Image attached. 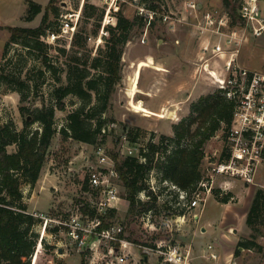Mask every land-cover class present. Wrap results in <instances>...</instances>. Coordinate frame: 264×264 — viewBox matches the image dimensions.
Returning <instances> with one entry per match:
<instances>
[{
	"label": "rangeland",
	"instance_id": "obj_1",
	"mask_svg": "<svg viewBox=\"0 0 264 264\" xmlns=\"http://www.w3.org/2000/svg\"><path fill=\"white\" fill-rule=\"evenodd\" d=\"M36 1L42 3L43 9L27 19L29 0H0V23L39 25L49 0ZM145 1L156 3L161 9H169L176 15L185 8V0ZM86 3H94L96 7L85 6ZM198 3L202 14L206 11L225 13L234 23H243L239 16L242 0H198ZM261 3L264 13V0ZM55 4L58 11L51 12L43 39L48 43L45 50L57 66L56 71L46 67L39 50H29V46L22 42H10L5 51L11 32L6 26L0 29V126L12 121L18 129H22L25 118H31L34 108L44 103L56 105L54 90L65 81V68L69 64L75 74L83 69L95 71L90 66L91 57L105 42L106 25L116 21L119 8L122 7L123 12L134 20L122 56L123 76L115 86L110 107L103 114L116 120L108 122L105 136L99 134L94 143L67 137L60 127L66 121L69 109L81 103V97L75 93L66 95V109L56 107L57 132L48 148L41 174L34 184L24 182L22 185L31 212L39 209L54 216L69 217L81 210V203L92 205L99 199V189L89 182V175L94 172L90 164L99 163L98 144L112 157L115 153L139 154L149 140L159 141L163 134L173 135V123L189 116L193 102L204 94L216 91L219 86L208 70L198 67L201 39L194 23L182 22L176 29H171L158 17L147 29L134 0H118L119 8L115 10L112 7L109 14V3L105 0H56ZM78 8H81V13L74 33L49 39V30L59 27L61 18ZM102 8L104 12L100 19ZM247 32L248 38L241 46L239 58L251 68L264 70V32L259 35H254L250 29ZM76 33V39L82 45L73 44ZM205 34L207 32L202 35ZM59 75L63 76L61 80ZM21 104L26 105L25 113L20 110ZM37 126L39 123L33 122L29 128ZM131 135L136 138L132 140ZM7 147L12 151L17 144L11 143ZM225 147L229 149L222 129L205 142L203 180L207 185L195 206L189 204L192 195L182 196L181 188L173 186L169 180L163 183L159 172L152 169L148 182L157 197L153 199L151 208L144 209L140 201L151 198L148 190L138 192L139 201L132 211L123 180L119 176L114 178L120 197L108 219L114 223L121 222L124 225L123 235L131 242V250L123 261L117 258L121 250L108 253L106 244L96 249L79 248L68 236L67 228L56 229L46 219L39 218L34 226L39 235L33 264H165L164 254L150 247H157L160 241L163 247L192 242L189 236L192 225L200 233V241L206 244L214 242L217 250L215 256L210 254L209 257L197 246L195 262L264 264V219L258 220L255 229L246 222L247 208L256 188L264 187V159L257 165L252 180L219 172L215 167ZM214 189L219 190L220 195L231 191L233 196L227 202L221 201L215 196ZM251 239L256 241L252 246L240 243L241 240ZM184 252L189 255L190 249ZM190 258L189 255L186 262Z\"/></svg>",
	"mask_w": 264,
	"mask_h": 264
},
{
	"label": "trees",
	"instance_id": "obj_2",
	"mask_svg": "<svg viewBox=\"0 0 264 264\" xmlns=\"http://www.w3.org/2000/svg\"><path fill=\"white\" fill-rule=\"evenodd\" d=\"M140 1L145 2L147 6H157L156 3L148 4L145 0ZM55 2L56 0H49L39 25L0 23V29L6 26L11 32L5 51L8 50L10 42H22L29 46V50H39V56L46 67L56 71L57 66L45 50L48 43L43 39L51 12L58 11ZM88 5L96 7L94 3H86L85 6ZM42 9L41 2L29 0L26 18H33ZM103 12L102 8L100 19ZM116 13V21L106 25L105 42L98 53L91 57L90 66L94 67L95 71L83 69L75 74L69 64L65 68V81L54 90L56 105L44 103L34 108L31 118H25L22 129H18L12 121H6L0 126V264H33L34 262L33 254L39 235L34 226L41 217L28 209L22 185L24 182L34 184L41 174L48 148L57 132L56 107L66 109L67 103L64 97L70 93L81 97V103L69 109L66 121L60 127L67 137L94 143L99 134L105 136L108 122L116 120L113 116L103 114L110 107L116 84L122 79L124 46L130 38V31L134 25V20L123 12L122 7ZM99 26L100 22L95 29L98 30ZM60 30L61 22L59 27H54L49 32ZM74 36L73 44L82 45V42L76 39L77 33ZM41 72H45V69H41ZM62 78V75L58 76V79ZM235 106V100L218 88L193 102L190 115L173 123V135L163 134L159 141L149 140L139 154H114L116 168L125 185L126 197L131 203L132 211L139 201L138 192L148 190L151 198L140 201L144 209L151 208L153 199L157 197L148 182V174L152 169L159 172L163 183L169 180L185 190L188 195L193 194L205 177L203 169L206 155L205 142L218 129L223 130L226 138ZM20 110L25 113L26 105L21 104ZM33 122H38L39 126L30 129L29 126ZM130 133L132 134L131 130ZM131 138L133 140L136 136L131 135ZM11 143L17 144L15 150L8 149L7 146ZM226 147L222 151L221 159L230 156V149ZM140 154L145 158L142 159ZM218 191L214 189L215 196L221 201L227 202L233 196L231 191L226 192L225 195H220ZM82 209L92 215L100 214L103 226L111 222L108 218L115 211L114 207H110L105 212H97L87 203ZM260 218L264 219V187L256 188L246 222L255 229ZM255 242L254 239L240 241L244 246H252Z\"/></svg>",
	"mask_w": 264,
	"mask_h": 264
},
{
	"label": "built area",
	"instance_id": "obj_3",
	"mask_svg": "<svg viewBox=\"0 0 264 264\" xmlns=\"http://www.w3.org/2000/svg\"><path fill=\"white\" fill-rule=\"evenodd\" d=\"M105 1L109 3L108 14L112 7L115 10L119 8L118 0ZM134 1L138 8L137 12L145 19L147 29L158 17L165 21L171 29H176L177 25L182 22L196 25V30L202 39L199 69L208 70L218 83V88L229 98L234 99L236 104L232 123L226 135L231 153L229 158L221 159L215 169L252 180L257 165L264 159V70L243 64L239 58V52L248 38V29L254 35L264 32L261 0H242L239 16L243 23H234L225 13L206 11L202 14L198 0H185V11L177 15L169 9L147 6L140 0ZM80 13L81 8L66 13L61 18V30L50 31L48 38L51 37L53 40L62 35L71 36L77 28ZM206 32L207 34L202 35ZM145 34L147 35V31ZM145 39L146 36L143 40ZM96 151L99 163L90 164L94 172L90 173L89 182L99 189L100 196L94 204H87L95 208L97 212H105L108 208L114 207L120 197L118 187L114 182V178L119 174L114 157L106 153L101 144H98ZM140 157L145 158L141 154ZM205 185H207L206 182L201 181L200 186L189 200L190 205L195 206L199 203L201 191ZM173 186L177 185L173 183ZM186 194L187 192L182 189V196ZM84 204V202L81 203V210L69 217L54 216L37 209L34 214L46 219L56 229L67 228L68 236L79 248L96 249L99 245L106 244L108 253L121 250L117 258L123 261L131 250L129 246L131 242L123 235L124 225L121 222H110L103 226L101 215L84 212L82 209ZM150 248L164 254L165 260L170 264H186L185 259L189 257L179 244H169L168 247H163L160 241L157 247ZM210 254L211 256L216 255L215 252Z\"/></svg>",
	"mask_w": 264,
	"mask_h": 264
},
{
	"label": "crops",
	"instance_id": "obj_4",
	"mask_svg": "<svg viewBox=\"0 0 264 264\" xmlns=\"http://www.w3.org/2000/svg\"><path fill=\"white\" fill-rule=\"evenodd\" d=\"M199 38L201 39V37H199ZM201 43H202V39L199 40V44H201ZM248 209H249V207L247 208V212H248ZM34 210H36V209H34ZM37 210H39V209H37ZM247 212H246V214H247ZM194 217H196V219H197V215L196 214L194 215ZM189 236L191 237L192 242H187L186 245H181L180 244L184 251H185V249H190V254L189 255H190L191 258H190L189 262H186V264L187 263L188 264H199L198 262H195V260H194V254H196V247L197 246L200 248V250L204 251L203 252L204 254H206L208 256L210 255L211 252L217 251L216 248L213 246L214 242L212 243L213 245L210 246L211 243L206 244V243H204V241H200L199 238H200L201 235H200V233H198V231L194 228L193 225H192V230L190 229ZM203 237H204V235H203Z\"/></svg>",
	"mask_w": 264,
	"mask_h": 264
}]
</instances>
